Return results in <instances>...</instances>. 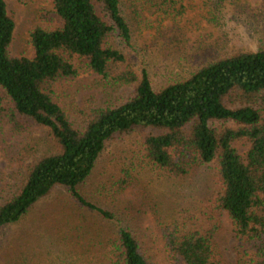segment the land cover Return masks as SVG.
Masks as SVG:
<instances>
[{"label":"trees","instance_id":"trees-1","mask_svg":"<svg viewBox=\"0 0 264 264\" xmlns=\"http://www.w3.org/2000/svg\"><path fill=\"white\" fill-rule=\"evenodd\" d=\"M139 1L54 0L58 24L31 31L33 56H13L16 17L0 0V129L23 134L43 127L60 147L34 158L16 187L0 178V245L7 229L60 186L111 228L100 264H152L135 226L81 190L109 147L140 134L141 168L176 177L204 165L215 169L212 199L159 218L170 264H226L214 240L222 212L233 225L237 263L264 264V43L155 86L149 67L134 69L125 52L134 46ZM180 2L157 4L176 10ZM117 64L125 68L113 75ZM83 71L132 86L133 93L90 109L76 124L63 88ZM243 141L249 144L245 153L237 146ZM134 177L126 170L108 192L125 190Z\"/></svg>","mask_w":264,"mask_h":264},{"label":"rangeland","instance_id":"rangeland-1","mask_svg":"<svg viewBox=\"0 0 264 264\" xmlns=\"http://www.w3.org/2000/svg\"><path fill=\"white\" fill-rule=\"evenodd\" d=\"M6 1L16 17L11 54L33 56L31 31L37 26L52 28L58 24L54 0ZM157 1L137 3L139 16H132L134 46L125 50L134 69L149 67L155 86L189 76L213 59L255 51L264 43V0H181L176 10H167ZM124 68V64L114 65L112 74ZM63 90L64 105L79 124L90 109L121 101L134 88L83 71ZM140 144L141 135L136 134L109 147L81 190L88 200L121 214L135 226L152 264H170L160 234L163 220L159 218L195 209L212 199L217 187L215 169L204 165L185 177H176L141 168ZM237 146L245 153L249 144L243 141ZM59 150L57 141L43 127L15 134L5 126L0 129V178L16 187L34 158ZM126 170L135 175L132 184L110 194L107 187ZM217 214V248L226 264H238L233 225L225 212ZM110 232L102 219L79 208L69 192L57 186L26 218L6 230L0 245V264H100L108 250L105 240Z\"/></svg>","mask_w":264,"mask_h":264}]
</instances>
